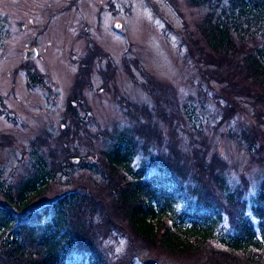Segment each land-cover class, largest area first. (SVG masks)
Listing matches in <instances>:
<instances>
[{"label": "trees", "instance_id": "16d2710c", "mask_svg": "<svg viewBox=\"0 0 264 264\" xmlns=\"http://www.w3.org/2000/svg\"><path fill=\"white\" fill-rule=\"evenodd\" d=\"M188 4L209 6L193 26L199 37L191 48L208 86L221 87L212 97L226 103L225 117L252 113L264 128V0ZM98 55L93 51L80 62L66 108L79 122L73 134L45 131L26 151L29 172L11 182L0 176V264H136L146 250L183 262L264 264V173L249 205L248 189L228 187L227 162L209 158L208 138L197 139L201 125L193 109L178 104L172 85L145 72L142 83L154 106L118 95L130 125L92 135L85 129L93 115L82 91ZM27 79L30 86L45 82L31 68ZM250 127L242 144L260 154L262 138ZM79 135L90 144L102 137L105 145L80 154L77 143L70 149ZM0 138V147L12 142L9 134ZM181 139L187 148L179 146ZM64 186L65 192L56 189ZM47 195L51 200L35 204ZM122 239L126 247L115 253Z\"/></svg>", "mask_w": 264, "mask_h": 264}, {"label": "rangeland", "instance_id": "374dc122", "mask_svg": "<svg viewBox=\"0 0 264 264\" xmlns=\"http://www.w3.org/2000/svg\"><path fill=\"white\" fill-rule=\"evenodd\" d=\"M188 1L0 0V99L4 107L0 102V133L12 138L9 146L0 147V176L11 182L28 173L26 151L45 131L58 137L68 128L73 134L79 122L75 116L70 120L66 108L79 80L80 62L99 50L82 91L93 115L85 129L94 135L130 125L125 114L128 109L120 104L118 95L134 104L153 107L154 97L142 83L143 72L149 73L172 85L178 104L186 103L189 110L193 109L192 116L201 125L200 134L194 131L197 139L208 138L209 158L214 156L229 166L225 171L228 187L236 189L242 184L248 189V204H252L250 196L258 192L264 173V128L252 113L225 117L226 103L222 105L212 97L221 87L214 81L208 86L200 73L198 55L191 48L199 37L193 33V26L204 18L209 6L191 7ZM36 47L37 58H25L26 50ZM30 68L43 75L45 82L30 86ZM77 111L83 118L85 110ZM249 126L262 138L260 154L248 152L242 144ZM85 139L77 136L70 149L77 143L80 154H84L105 145L102 137L92 144ZM187 140L181 139L179 146L187 148ZM142 157V153L135 157V165ZM80 173L88 182V173ZM66 187L56 189L65 192ZM48 200L49 195L35 204ZM125 245L124 239L115 243V253H121ZM141 256L136 264H200L198 260L183 262L147 250Z\"/></svg>", "mask_w": 264, "mask_h": 264}, {"label": "water", "instance_id": "95a60500", "mask_svg": "<svg viewBox=\"0 0 264 264\" xmlns=\"http://www.w3.org/2000/svg\"><path fill=\"white\" fill-rule=\"evenodd\" d=\"M37 53H38V49L36 48H32V49H27L25 52V58L28 59H35L37 58Z\"/></svg>", "mask_w": 264, "mask_h": 264}]
</instances>
